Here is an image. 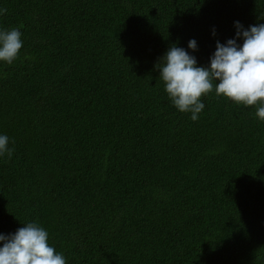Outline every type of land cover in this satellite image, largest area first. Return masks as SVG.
Segmentation results:
<instances>
[{"label": "trees", "instance_id": "trees-1", "mask_svg": "<svg viewBox=\"0 0 264 264\" xmlns=\"http://www.w3.org/2000/svg\"><path fill=\"white\" fill-rule=\"evenodd\" d=\"M0 233L36 221L67 264H264V121L215 95L193 121L155 65L264 23V0H0ZM216 35H212V29ZM242 43V41H240ZM191 51V50H189Z\"/></svg>", "mask_w": 264, "mask_h": 264}, {"label": "clouds", "instance_id": "clouds-1", "mask_svg": "<svg viewBox=\"0 0 264 264\" xmlns=\"http://www.w3.org/2000/svg\"><path fill=\"white\" fill-rule=\"evenodd\" d=\"M6 12L0 8V16ZM234 27L232 38L216 41L207 66L198 65L195 38L188 41L187 49L169 47L155 65L171 103L178 111L190 113L193 121L205 108L202 97L213 91L237 105L255 106L257 119L264 121V23L244 27L237 20ZM22 47L19 28L0 27V62L13 64ZM9 143V136L0 133V157L11 158L14 149ZM0 264H67V260L49 243L48 231L32 221L14 233H0Z\"/></svg>", "mask_w": 264, "mask_h": 264}]
</instances>
